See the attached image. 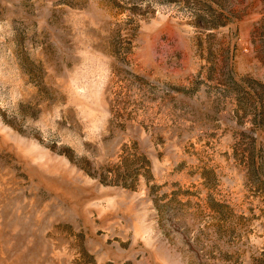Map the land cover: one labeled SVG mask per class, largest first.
Returning a JSON list of instances; mask_svg holds the SVG:
<instances>
[{
  "label": "rangeland",
  "instance_id": "1",
  "mask_svg": "<svg viewBox=\"0 0 264 264\" xmlns=\"http://www.w3.org/2000/svg\"><path fill=\"white\" fill-rule=\"evenodd\" d=\"M0 264H264V0H0Z\"/></svg>",
  "mask_w": 264,
  "mask_h": 264
}]
</instances>
